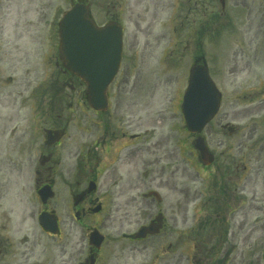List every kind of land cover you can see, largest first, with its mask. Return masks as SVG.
Instances as JSON below:
<instances>
[{"label": "flooded vegetation", "instance_id": "obj_1", "mask_svg": "<svg viewBox=\"0 0 264 264\" xmlns=\"http://www.w3.org/2000/svg\"><path fill=\"white\" fill-rule=\"evenodd\" d=\"M96 1L98 24L116 21L123 32L120 68L102 109L88 103L89 89L79 78L46 54V71L33 67L41 78L34 92L24 99L0 93V264H237L227 245L233 228L241 232L246 224L245 165L222 154V162L195 164L184 182L194 163L187 143L193 135L181 126L188 137L180 148L174 113L143 115L156 104L155 82L148 97L140 95L147 60L167 36L154 30L165 7L171 8L163 48L168 61L174 60L170 45L177 59L192 47L188 68L207 64L204 47L217 55L213 0ZM124 10L135 25L130 39ZM179 148L188 155L183 171ZM190 205L195 219L189 225ZM204 241L213 252L198 251Z\"/></svg>", "mask_w": 264, "mask_h": 264}, {"label": "rangeland", "instance_id": "obj_2", "mask_svg": "<svg viewBox=\"0 0 264 264\" xmlns=\"http://www.w3.org/2000/svg\"><path fill=\"white\" fill-rule=\"evenodd\" d=\"M88 1L91 3L90 12L98 21L101 15L97 11V1ZM71 3L70 0H0V51L10 50V53L5 51L0 54L3 57L0 62L1 94L11 93L16 96L15 99H24L27 93L36 90L37 82L41 78L38 73L34 74L33 67L38 72L46 71L41 65L42 56L51 53L49 59H53V55H56L57 48H51L58 43L57 23ZM126 3L127 1L125 5ZM212 6L214 13L221 14L217 20L219 25H212V31L219 33L215 37L214 47L217 55L206 47L204 54L207 55L214 80L222 91V103L218 116L201 135L205 137L206 144L214 155L218 159L220 157L221 162L226 160V157H221L223 153L228 161L235 158L245 165L246 224L241 232L236 227L233 228L234 240L227 247L237 252V264H264V0H226L223 14L217 0H213ZM143 7L145 3L140 4L137 10L140 11ZM126 14L124 10L122 21L125 38L130 39L135 25ZM170 14V7L162 9L158 18L160 20L154 28L155 33L166 31L168 36L170 26L167 21ZM184 29V33H188L187 26ZM167 36L153 48V58L147 60L141 79L140 95L144 100L150 93V86L154 82L157 84L153 93L156 104L149 106L151 110H145L143 115L162 109L174 113L177 143L182 147L186 143L187 135L180 127L181 115L177 102L186 87L185 71L193 50L192 47L186 49L182 59H177L176 55L174 60L166 61L167 55L163 56L162 50L167 44ZM19 57L22 58L20 62ZM25 61L28 63L22 66L21 63ZM13 64L14 69H9ZM25 72L30 73L26 76ZM118 83L117 80L116 84ZM19 111L21 115H25L26 105L19 107ZM227 123L236 127L231 135L223 128ZM190 140L188 137L187 143ZM186 155L184 150H179L182 171L186 167ZM194 166L188 164L185 177L182 178L184 182L189 181L186 175L190 171L196 173ZM201 177L202 174L197 176L198 185ZM188 211L187 224L190 225L195 219L192 205ZM203 214L204 211L199 217ZM211 247L212 244L209 243L201 252H211Z\"/></svg>", "mask_w": 264, "mask_h": 264}, {"label": "water", "instance_id": "obj_3", "mask_svg": "<svg viewBox=\"0 0 264 264\" xmlns=\"http://www.w3.org/2000/svg\"><path fill=\"white\" fill-rule=\"evenodd\" d=\"M220 3L224 7V0H220ZM59 35V56L64 60V65L87 82L91 88L90 103L100 107L106 100L107 85L113 79L120 60L122 33L119 27L109 24L97 28L89 17L88 5L76 3L59 22ZM109 40L115 46L110 53L113 55L104 57V50H100L102 41ZM88 47L90 49L86 52ZM188 82L182 113L187 129L199 133L218 111L220 91L211 81L206 68L201 65L191 69ZM194 146L199 150L203 163L210 164L213 156L209 154L201 136L195 140Z\"/></svg>", "mask_w": 264, "mask_h": 264}]
</instances>
